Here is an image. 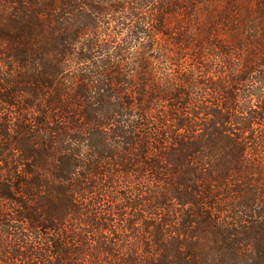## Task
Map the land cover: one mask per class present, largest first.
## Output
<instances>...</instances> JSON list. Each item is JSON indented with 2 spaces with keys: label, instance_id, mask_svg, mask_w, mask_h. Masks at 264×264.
Masks as SVG:
<instances>
[{
  "label": "trees",
  "instance_id": "16d2710c",
  "mask_svg": "<svg viewBox=\"0 0 264 264\" xmlns=\"http://www.w3.org/2000/svg\"><path fill=\"white\" fill-rule=\"evenodd\" d=\"M253 1L219 13L254 36L250 94L211 84L212 108L193 71L159 72L179 0H0V264H264Z\"/></svg>",
  "mask_w": 264,
  "mask_h": 264
},
{
  "label": "rangeland",
  "instance_id": "374dc122",
  "mask_svg": "<svg viewBox=\"0 0 264 264\" xmlns=\"http://www.w3.org/2000/svg\"><path fill=\"white\" fill-rule=\"evenodd\" d=\"M179 1L180 3L177 4V8H180V11L174 8L176 13L170 14V11L172 12L174 9L169 6L165 8L167 10L165 16V27L167 31L157 38V48L165 50L168 55L167 59L159 62V72L162 74V78L163 76H182L184 72H188L189 70L193 71L195 78L200 82V89L198 91L201 93L206 91L205 95L197 96L198 100L196 104H203L211 106L212 108H216L219 104H225L227 102L215 93L212 94L210 91L211 84L216 83L219 86L226 82L230 85V90L231 88H236L242 94L243 92L246 95L250 94L247 93V90L250 89L249 87L252 83L235 86V82L241 77L243 72H247L249 66L254 68L258 64L257 58L253 53L256 48L253 43L254 36L246 28L244 30L241 23L235 25L239 29L233 33V25L228 20L227 22H222L219 13L234 9H239L244 12L247 8H255L254 1ZM188 8L195 9V14L192 15L191 19H188L186 14ZM173 31L178 35L176 38V46L175 41L168 37V33L172 36ZM241 31L243 32L240 36L239 32ZM179 35L181 36L179 37ZM179 41L181 43H178ZM238 42L243 44H238ZM159 54L157 53L156 55ZM161 84L159 85L160 90H168L163 79ZM262 93H264V89ZM241 101V105H243V99ZM245 101H250L251 105H258L259 102L254 97L250 100L246 98ZM162 105L164 106L165 104Z\"/></svg>",
  "mask_w": 264,
  "mask_h": 264
}]
</instances>
